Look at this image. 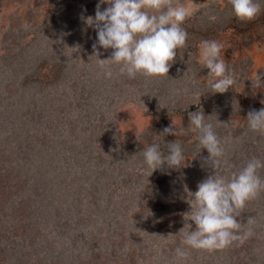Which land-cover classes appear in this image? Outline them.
I'll use <instances>...</instances> for the list:
<instances>
[{
    "label": "rangeland",
    "instance_id": "1",
    "mask_svg": "<svg viewBox=\"0 0 264 264\" xmlns=\"http://www.w3.org/2000/svg\"><path fill=\"white\" fill-rule=\"evenodd\" d=\"M98 3L0 0V264H264V192L238 217L254 233L243 244L176 257L191 193L214 173L188 113L202 109L221 139V175L264 160V135L247 119L264 108V88L253 94L248 80L264 73V13L240 22L227 0H208L185 21L189 47L169 77L107 79L86 22ZM213 39L237 81L223 94L210 92L198 62V45ZM99 50L101 59L113 51ZM173 122L185 135H164L161 148L180 140L186 163L149 176L144 147L178 131Z\"/></svg>",
    "mask_w": 264,
    "mask_h": 264
},
{
    "label": "clouds",
    "instance_id": "2",
    "mask_svg": "<svg viewBox=\"0 0 264 264\" xmlns=\"http://www.w3.org/2000/svg\"><path fill=\"white\" fill-rule=\"evenodd\" d=\"M211 2L223 5V0ZM227 2L231 5L232 17L240 22L254 21L264 13V0ZM102 4L107 5L103 10ZM206 6L208 0L201 4L194 0H99L95 16L88 17L86 21L97 33V42L92 47L98 67L107 79L121 76L128 79L138 76L169 77V70L176 62L177 50H180L183 59V52L189 47L188 33L183 27L185 21ZM97 45L104 50L112 49L111 56L101 59L102 53ZM198 48V62L209 70L203 78L207 80L210 92L223 94L234 88L237 81L224 59V45L215 39L203 40ZM257 69L248 79L253 94L257 89L264 88V73L258 74ZM200 96L192 104L199 103ZM188 117L187 131L195 134L193 138L198 141V153L201 149L207 150L209 155L204 164H210L214 173L198 184V190L191 193L192 202L188 201L190 211L182 214L185 223L179 232L183 234L181 243L186 247L176 249V257L180 261L188 258L189 249L212 252L237 242L243 244L254 233L251 228L243 230L238 217L249 201L264 192V179L259 174L264 169V160L253 157L244 167L231 172L230 176L221 175L220 170L227 165V161L223 159L225 149L213 124L206 122L202 109L189 112ZM247 119L253 132L264 135V108L250 111ZM173 125L176 126L174 122ZM136 134L137 139L142 141L143 130ZM167 134L183 136L185 129L179 127L178 131H174L173 127H166L161 134L152 136L151 144L146 143L142 155L144 163L151 170L149 176L165 164L169 168L179 169L186 163L180 140L166 143L164 147L167 151L162 150L163 136ZM189 221L194 222V230ZM248 223L252 224L253 221L249 220Z\"/></svg>",
    "mask_w": 264,
    "mask_h": 264
}]
</instances>
